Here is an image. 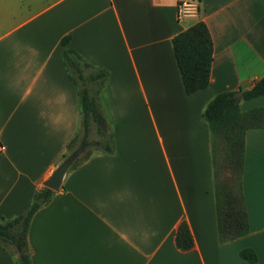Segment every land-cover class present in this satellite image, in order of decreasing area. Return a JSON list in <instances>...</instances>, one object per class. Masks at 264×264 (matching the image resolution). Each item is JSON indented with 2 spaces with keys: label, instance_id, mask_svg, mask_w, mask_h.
I'll list each match as a JSON object with an SVG mask.
<instances>
[{
  "label": "crops",
  "instance_id": "obj_1",
  "mask_svg": "<svg viewBox=\"0 0 264 264\" xmlns=\"http://www.w3.org/2000/svg\"><path fill=\"white\" fill-rule=\"evenodd\" d=\"M179 1L0 0V223L28 212L80 129L64 50L110 74L100 102L115 153L70 169L35 213L33 264H264V128L245 138L249 233L221 243L203 119L215 96L264 77V0H199L200 17L183 21ZM198 22L210 31L214 61L208 88L188 95L173 40ZM240 107L264 108V96ZM182 222L194 238L186 252L175 242ZM244 249L258 261L242 259ZM0 264H18L1 241Z\"/></svg>",
  "mask_w": 264,
  "mask_h": 264
},
{
  "label": "trees",
  "instance_id": "obj_2",
  "mask_svg": "<svg viewBox=\"0 0 264 264\" xmlns=\"http://www.w3.org/2000/svg\"><path fill=\"white\" fill-rule=\"evenodd\" d=\"M69 41L70 37H65L63 44L66 46ZM173 49L186 93L192 95L207 89L214 61V42L207 25L198 22L176 36ZM63 58L66 69L78 88L82 110L80 129L68 146V154L64 156L65 159L74 151L81 150L79 158L71 167L74 169L95 153H115L114 132L100 102V93L110 74L108 70L87 62L72 48L64 50ZM233 94H218L203 112V119L209 124L211 131L221 243L241 238L250 230L242 193L245 138L249 130L264 128V108L243 112L240 103L264 96V77L252 88L244 90L241 99L234 98ZM55 194V191L44 187L26 214L0 223V241L18 254V264H33L28 248L30 225L35 213L49 203ZM42 197H45L44 204L39 203ZM175 242L177 248L184 252L194 248V238L187 222H182L178 227ZM24 246L28 250L21 254L20 249ZM240 255L250 263L258 261L257 254L252 249H244Z\"/></svg>",
  "mask_w": 264,
  "mask_h": 264
},
{
  "label": "water",
  "instance_id": "obj_3",
  "mask_svg": "<svg viewBox=\"0 0 264 264\" xmlns=\"http://www.w3.org/2000/svg\"><path fill=\"white\" fill-rule=\"evenodd\" d=\"M233 97L241 99L243 97V92L240 91L234 93ZM80 154L81 150H77L70 154L66 159H64L53 172L52 176L44 183L45 187L55 192H58L61 189V185L63 183L66 173L71 169L72 165L79 158ZM44 201V197L39 199L40 204H43ZM27 250V247L24 246L20 249V253H26Z\"/></svg>",
  "mask_w": 264,
  "mask_h": 264
},
{
  "label": "built area",
  "instance_id": "obj_4",
  "mask_svg": "<svg viewBox=\"0 0 264 264\" xmlns=\"http://www.w3.org/2000/svg\"><path fill=\"white\" fill-rule=\"evenodd\" d=\"M201 14V5L199 0H180L178 4V19H198ZM7 147L0 144V154L6 152Z\"/></svg>",
  "mask_w": 264,
  "mask_h": 264
},
{
  "label": "rangeland",
  "instance_id": "obj_5",
  "mask_svg": "<svg viewBox=\"0 0 264 264\" xmlns=\"http://www.w3.org/2000/svg\"><path fill=\"white\" fill-rule=\"evenodd\" d=\"M225 176H226V177H229V175H228L227 173H225ZM226 177H225V178H226Z\"/></svg>",
  "mask_w": 264,
  "mask_h": 264
}]
</instances>
